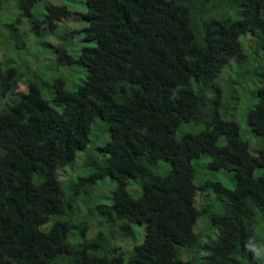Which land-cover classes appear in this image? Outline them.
Masks as SVG:
<instances>
[{
	"label": "trees",
	"instance_id": "obj_1",
	"mask_svg": "<svg viewBox=\"0 0 264 264\" xmlns=\"http://www.w3.org/2000/svg\"><path fill=\"white\" fill-rule=\"evenodd\" d=\"M40 1L0 0V264H264V0H84L77 54ZM258 75L250 142L236 96Z\"/></svg>",
	"mask_w": 264,
	"mask_h": 264
},
{
	"label": "rangeland",
	"instance_id": "obj_2",
	"mask_svg": "<svg viewBox=\"0 0 264 264\" xmlns=\"http://www.w3.org/2000/svg\"><path fill=\"white\" fill-rule=\"evenodd\" d=\"M49 3L65 4L67 6V8L69 10L67 16L62 18L57 25L59 27H65L67 30H75V32H73L71 35L66 34V36L70 37V38L67 41H65L64 44H65V46H67L68 50L71 53H74V54L79 53L83 47L89 45L87 42H85L82 39L83 32L81 31L82 27L85 25V22L80 18L81 15L86 11V7L84 5V0H41L40 2L35 4V6L33 7V12L42 16V14L47 11L46 5ZM10 5H11V2L6 3L0 12V14L2 16H4V17H0V20L2 23L7 21L8 19L12 20L13 22L16 21V19H17V15L15 13V8L13 7V9H12V6H10ZM24 18L27 19L26 17H24ZM30 21L32 22V20H30ZM76 31H77V33H76ZM249 32H250L249 30L244 31L243 34H241L238 37V40L243 44L244 49H246L247 51L251 52L252 49L254 48V54H255L256 48H255V45H253V43L250 42V40H249V37H250ZM37 36L39 37L40 35L38 34ZM33 40H34V38L30 37L28 39L27 44L32 45L34 43ZM39 40H40V42L36 45V47H34V50L41 52V53H44L46 51V49L49 50L52 46L56 45L55 43L58 41L56 38H54L52 36L50 37V35L43 36ZM3 42L8 44L9 40L0 36V60H2L6 56V49L4 48ZM53 42H55V43H53ZM50 50H53V49H50ZM13 55H14V53L10 54L9 56L12 57ZM254 57H255V60L262 58V57L258 56L257 54ZM19 58L20 59L16 60L14 63H16L18 65L19 69H21L22 64H24L26 61V55L20 53ZM251 61H252V59H251ZM260 63H262L260 65L264 69V60ZM258 66H259V64H258ZM259 69L261 70L260 66H259ZM229 70H231V69L229 67H226L224 71L227 72L232 78H235V76H233L234 74L229 72ZM243 70H244V67L242 64L237 66V74L242 75L241 73L243 72ZM78 79L80 80L81 78H77V77L75 78L76 81ZM248 80H250V79L248 78ZM248 82L249 81H247V79H245V84ZM245 84H243L244 86L239 88L237 91L240 95V99H239L238 104H237L236 115H237V121L239 122L241 133H242L243 137L244 138H251L250 142H252L253 141L252 140V134L246 132L245 119H246V112H247L248 108L253 106L256 102V97L252 96V91H254L253 89H255L260 84V82L258 80H256L255 82H253V81L249 82L247 85H245ZM71 85H73V84H71ZM71 85H69L68 87L71 88ZM19 88L25 90V83H23V81L20 82ZM1 98L2 97L0 94V100H1ZM229 101L230 100H229L228 94L226 93L225 104H227ZM220 112H221V109H220ZM222 116H223V114H222ZM81 158H82V154L77 153L75 158L73 159V161L71 163H69L68 165H66L65 167H63L65 170L68 171L69 178H72V177L76 178L77 176H82L84 174L83 166L81 164ZM79 159H80V161H78ZM113 186H114L113 179L110 177H106L103 180L99 181V183L97 185V194L103 195V196L107 197L108 200H110ZM127 187H128L127 189L130 192H132L133 194H136L137 191H139L137 184H135L133 182H131Z\"/></svg>",
	"mask_w": 264,
	"mask_h": 264
},
{
	"label": "clouds",
	"instance_id": "obj_3",
	"mask_svg": "<svg viewBox=\"0 0 264 264\" xmlns=\"http://www.w3.org/2000/svg\"><path fill=\"white\" fill-rule=\"evenodd\" d=\"M61 20V19H60ZM24 20H22V22H23ZM248 78L250 79V80H248ZM247 78V81H249V82H251V81H253V82H255L256 80H258L259 82H260V84L259 85H261V83H263L262 81H261V75H258V76H255V77H248ZM248 82V83H249ZM248 83H246L245 85H247ZM20 84V83H19ZM257 88V87H256ZM255 88V89H256ZM254 89V90H255ZM239 99H240V95H237L236 96V109H237V104H238V101H239ZM59 173H61V174H63V175H65V176H67V177H69V173H68V171L67 170H65L64 168H60V170H59Z\"/></svg>",
	"mask_w": 264,
	"mask_h": 264
}]
</instances>
